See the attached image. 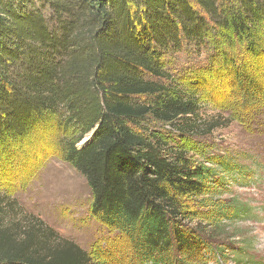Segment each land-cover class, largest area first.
I'll return each mask as SVG.
<instances>
[{
	"label": "trees",
	"instance_id": "trees-1",
	"mask_svg": "<svg viewBox=\"0 0 264 264\" xmlns=\"http://www.w3.org/2000/svg\"><path fill=\"white\" fill-rule=\"evenodd\" d=\"M38 1L48 16L31 0H0V151L58 113L61 130L79 134L63 154L87 181L93 218L122 235L140 264H197L210 244L183 222L199 214L188 201L208 206L214 196L213 161L197 162L154 124L185 138L220 123H202L198 99L178 88L166 58L222 37L262 59L264 0ZM236 56L229 61L245 83ZM7 207L0 199V264H91L41 220H8ZM216 209L227 220L244 211L233 199Z\"/></svg>",
	"mask_w": 264,
	"mask_h": 264
},
{
	"label": "rangeland",
	"instance_id": "rangeland-1",
	"mask_svg": "<svg viewBox=\"0 0 264 264\" xmlns=\"http://www.w3.org/2000/svg\"><path fill=\"white\" fill-rule=\"evenodd\" d=\"M31 1L50 14L38 0ZM242 51L237 41L217 37L206 51L189 47L166 58V70L178 88L198 99L202 123H220L209 133L199 131L185 138L169 126L154 124L171 140L177 139L176 145L188 147L197 162L213 161L206 165L213 169L215 179L210 180H216L208 182L214 196L207 198L208 206L201 204L204 199L188 201L189 209L199 214L183 222L201 230L210 244L197 264H264V56L259 59ZM233 54L244 60L245 83L229 61ZM253 94L256 99L251 101ZM61 119L58 113L46 115L22 141L0 151V199L8 203L7 219L41 220L61 238L86 250L91 264H140L126 239L90 214L87 181L63 154L65 144L79 134L63 132ZM230 199L244 209L234 220L223 218L216 209ZM216 247L224 253L216 252Z\"/></svg>",
	"mask_w": 264,
	"mask_h": 264
},
{
	"label": "water",
	"instance_id": "water-1",
	"mask_svg": "<svg viewBox=\"0 0 264 264\" xmlns=\"http://www.w3.org/2000/svg\"><path fill=\"white\" fill-rule=\"evenodd\" d=\"M94 134H95V131L90 132V133H89V136H88L86 139H84V140L80 143L79 146L84 145L88 140H90V139L94 136Z\"/></svg>",
	"mask_w": 264,
	"mask_h": 264
}]
</instances>
